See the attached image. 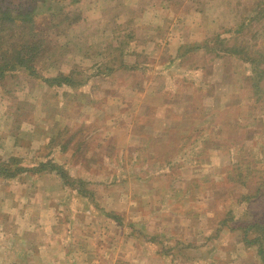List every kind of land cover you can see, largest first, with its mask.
Returning <instances> with one entry per match:
<instances>
[{"label": "rangeland", "instance_id": "rangeland-1", "mask_svg": "<svg viewBox=\"0 0 264 264\" xmlns=\"http://www.w3.org/2000/svg\"><path fill=\"white\" fill-rule=\"evenodd\" d=\"M31 1L2 0L29 5L42 39L34 74L0 79V132L21 147L10 156L86 180V195L61 181L63 204L98 226L116 215L152 264H264L240 230L264 224V0ZM242 180L252 197L236 206Z\"/></svg>", "mask_w": 264, "mask_h": 264}, {"label": "crops", "instance_id": "crops-1", "mask_svg": "<svg viewBox=\"0 0 264 264\" xmlns=\"http://www.w3.org/2000/svg\"><path fill=\"white\" fill-rule=\"evenodd\" d=\"M9 111V106L3 107L4 118L9 119ZM17 140V134L0 132V146L9 142L6 148L11 151H0V159L19 149ZM31 179L28 184L0 178V264H152L143 250H135L137 242L131 241L122 222L106 217L98 226L96 218H87V212L83 216L65 206L61 201L65 187L55 173L44 171ZM148 229L152 228L147 225L146 234L158 235ZM190 242L185 243L189 251H181L187 260L198 246Z\"/></svg>", "mask_w": 264, "mask_h": 264}, {"label": "trees", "instance_id": "trees-1", "mask_svg": "<svg viewBox=\"0 0 264 264\" xmlns=\"http://www.w3.org/2000/svg\"><path fill=\"white\" fill-rule=\"evenodd\" d=\"M34 1V9H38L36 7V0H32L31 3ZM40 2L46 3L48 0H37ZM78 0H70V3L77 2ZM61 3V2H60ZM6 4L0 0V33H16L17 31H21V34H19L18 38H15L13 42H10V46L3 48V43H5L4 40L0 37V79L4 77L5 73L9 70H14L15 67L21 66L28 70L30 73H35L34 68V61L37 57H39V53L42 49V39L38 36V33L35 31V29H32V26L34 27V12L33 10H29L26 7H29V5H17L14 4ZM11 35V33H10ZM7 38V37H6ZM61 76V75H60ZM59 79V80H58ZM54 81H63L70 83V78L68 76H63V79L61 80V77L57 76V78H54ZM68 83V84H69ZM19 160L11 157L9 161H0V178L2 179H8V178H16L18 173L20 172H32V173H40L42 171H48L53 172L56 174V176L66 185H69L71 187H74L77 192L81 193V195H86L87 188L85 187L87 185L86 180L81 178H72L69 173L67 172L65 166H63L60 163H57L54 161V159H49L47 161H42L37 166L33 167H25L21 166L20 163H18ZM13 168V169H11ZM249 186L248 182L245 180H242L241 187H240V194L235 200L236 206H241L243 203L247 202L248 199L252 196H245L246 191L249 188H243V186ZM77 186V189H76ZM89 191V190H88ZM91 192V191H90ZM257 195H261V192L258 188L254 190L253 197H256ZM231 207V206H230ZM235 214H233L232 209L227 207V212L225 213L224 217H222V220H220L219 223L224 224L232 219ZM250 217L251 215L248 214ZM112 217H117L116 215ZM115 219V218H114ZM248 228L249 225L246 224V226L241 227V234H242V240L245 242L248 246L253 245L257 247V252L260 255V257L264 260V243L262 242L261 231H264V224L261 222H254L250 224V228L254 229L253 231L257 232V236L253 239H250L248 237ZM259 235V236H258Z\"/></svg>", "mask_w": 264, "mask_h": 264}]
</instances>
